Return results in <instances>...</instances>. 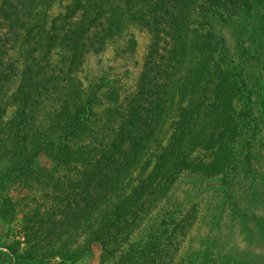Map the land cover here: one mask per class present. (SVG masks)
Masks as SVG:
<instances>
[{"label":"trees","instance_id":"trees-1","mask_svg":"<svg viewBox=\"0 0 264 264\" xmlns=\"http://www.w3.org/2000/svg\"><path fill=\"white\" fill-rule=\"evenodd\" d=\"M260 4L264 42V0H0V220L21 213L31 250L0 264H73L93 244L110 264H179L196 214L178 221L175 188L225 199L258 178L264 43L230 50L216 25ZM132 31L148 43L127 87L101 59L131 60Z\"/></svg>","mask_w":264,"mask_h":264},{"label":"rangeland","instance_id":"rangeland-1","mask_svg":"<svg viewBox=\"0 0 264 264\" xmlns=\"http://www.w3.org/2000/svg\"><path fill=\"white\" fill-rule=\"evenodd\" d=\"M261 8V4L257 5L256 11L246 16H239L237 19L233 17V21L227 25H216L224 35L230 50L241 42L245 43V47L255 42L264 43L262 39H258L256 32L259 24L255 16H259L258 11ZM242 28L249 32L245 33ZM132 33L136 38L137 48L131 60L115 58L111 49L101 59L102 69L109 75L118 77L127 87L134 82L148 43V35L144 32ZM245 34L248 36L244 37ZM260 59L261 64L252 60L251 67L252 73L257 75V80L264 83V56ZM95 64L93 59L90 65L93 67ZM259 94L263 101L261 130L251 148L258 178L244 177L243 173H240V176L233 180L236 184H232L226 192L225 199L224 192L215 186L219 184L210 183L209 187L212 188L202 190L203 184L196 187L191 180L184 183L182 181L172 193L174 210L179 213L178 221L181 220L183 224L185 215L191 214L192 211L196 214L190 231L185 238L178 240L181 241L176 253L179 264H264V87ZM5 191L14 201L27 195L26 191L14 186L6 188ZM21 219L20 213L9 220H0V251L8 249L17 256L29 254L31 251L24 242ZM181 231H177V234ZM100 256V246L93 244L88 257L73 264H110L101 261ZM44 264H60V260L51 258Z\"/></svg>","mask_w":264,"mask_h":264}]
</instances>
